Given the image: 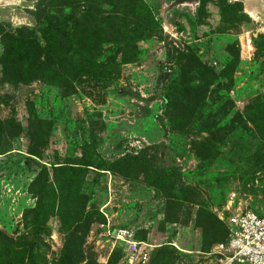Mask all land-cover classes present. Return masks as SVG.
<instances>
[{"label": "rangeland", "instance_id": "1", "mask_svg": "<svg viewBox=\"0 0 264 264\" xmlns=\"http://www.w3.org/2000/svg\"><path fill=\"white\" fill-rule=\"evenodd\" d=\"M245 1L0 2V261L15 247L33 248L45 257L39 264L62 262L59 217L48 223L47 247L27 217L37 205L33 184L44 166L50 180L60 179L58 168L87 158L117 164L79 178L87 211L104 210L154 246L173 244L176 253L162 258L170 264H215L206 254L224 237L219 217L230 195L264 217V118L254 109L264 99V39ZM95 19L101 29H91ZM46 28L60 38L52 53ZM5 40L38 49V76L10 70ZM83 52L102 77L72 78L68 60L82 63ZM23 159L38 165L20 168ZM99 220L85 215L75 233L83 264L112 249L90 240Z\"/></svg>", "mask_w": 264, "mask_h": 264}, {"label": "trees", "instance_id": "2", "mask_svg": "<svg viewBox=\"0 0 264 264\" xmlns=\"http://www.w3.org/2000/svg\"><path fill=\"white\" fill-rule=\"evenodd\" d=\"M200 1H211V0H182L181 3H192V2H200ZM245 1V0H241ZM88 7L91 9V6L88 5ZM94 18L91 21H93ZM97 19H95V22L90 26L91 29H101L103 27V21L100 23L96 22ZM52 29L46 28L45 36L47 38V41L49 42V51L51 53L53 51H56L59 47L58 44H60V38L52 36ZM264 35H261L260 39H264ZM89 42L99 47L102 40L98 38H88ZM77 46V45H76ZM79 47V46H78ZM4 49H5V55L4 57L7 59L8 63L10 64V70H17L18 67L14 65H18L20 68H18V71L23 74V76H27V73H36V76H38L40 72V56L38 49L34 50L32 47L27 46L26 44L18 41H12V40H5L4 43ZM99 50V49H98ZM76 53H82V51H77ZM85 53V58H83L81 61L82 63H74L71 60H68L70 66V74L72 78L77 77H102L104 72L102 67L99 63L93 62L90 56H87L88 52ZM77 56L81 55H73L72 59H76ZM64 66V65H63ZM14 67V69H12ZM234 69L230 72L231 75H233ZM18 76H16L17 78ZM21 78V77H19ZM65 80H62L59 83H64ZM58 83V84H59ZM213 85V82H210V84H207L206 87L209 88ZM204 88L205 87H201ZM207 90V89H206ZM172 100V92L171 95L168 96ZM167 106H172V102L167 101ZM255 106L254 109L257 110V113L255 116H260L264 118V99H256L255 100ZM167 115L171 116L169 114L168 109L164 111ZM2 122H0V125L2 126ZM264 122L261 124V137L264 139ZM18 166L20 168H30L32 165H38L35 161L32 159H23L20 160V162H17ZM71 165L73 163H70ZM79 168H73L72 166H62L58 168L57 171H61L60 179H53L50 180V177L48 176V169L47 167H43V172L41 175L36 179V181L33 184V188L36 190L35 194L37 196V205L35 209L31 210L27 213V217H32V225L34 226V231L40 236L37 238L38 242H41L43 246L47 247L45 243L44 236H49V230H48V223L50 220L58 216L61 222L60 226V233L64 236V248H63V259L62 262L58 264H83L84 258L81 259L83 252L81 251V248L79 245H77V239L75 238V233L78 228H80L81 224L84 222L85 215L88 217L98 216L99 217V223L105 222V218L99 211H87V200L84 197L83 194L80 193L82 183L79 180L86 178L87 168L92 167L94 165H99L100 169L104 171V169L116 171L115 166L117 164H107L106 162H100L96 159H84L81 161H78ZM67 168V169H65ZM106 171V170H105ZM110 174V173H107ZM58 204V205H57ZM120 228H126L119 226ZM127 229V228H126ZM224 237L222 240L217 242L211 249L208 251L207 254H209L213 248L218 245L222 244L227 240L228 237V230L224 224ZM135 238L139 242H146L139 240L135 234ZM174 248V245L171 243H167L166 245H163L157 249H155L150 257V260L148 264H150L152 260V255L154 252L161 251V254L159 258L161 259L160 263L157 264H170L167 262V260H162L163 256H169L172 257L176 251ZM41 249V248H40ZM39 249V251H40ZM49 250V248H48ZM69 251V252H68ZM76 251H80V254H77ZM33 248H26L25 250L18 252L16 251L15 247H11L8 249V253L6 255L7 262L6 264H26V261L28 264H39V259H44V256L37 255L36 257L33 255ZM206 254V255H207ZM125 258V252L124 247L117 246L115 252H113V255L110 257L108 264H118L119 260H124ZM0 264H4L3 261H0ZM88 264V263H85ZM95 264H98L96 261Z\"/></svg>", "mask_w": 264, "mask_h": 264}, {"label": "built area", "instance_id": "3", "mask_svg": "<svg viewBox=\"0 0 264 264\" xmlns=\"http://www.w3.org/2000/svg\"><path fill=\"white\" fill-rule=\"evenodd\" d=\"M251 18L258 27V34L264 35V0H260L256 17ZM235 202L236 194L230 195L227 215L219 217L228 230L227 240L216 245L207 256L214 259L215 264H264V217L243 211L241 207L235 206ZM101 213L105 222L97 224L90 240L95 241L97 246L110 245L112 249L107 248L103 252V247L97 252L98 264H108L117 246L124 247V264H148L152 252L163 246L137 241L134 232L114 225L104 210Z\"/></svg>", "mask_w": 264, "mask_h": 264}, {"label": "bare ground", "instance_id": "4", "mask_svg": "<svg viewBox=\"0 0 264 264\" xmlns=\"http://www.w3.org/2000/svg\"><path fill=\"white\" fill-rule=\"evenodd\" d=\"M2 0H0V2H1ZM251 1H257L258 2V0H246L244 3H245V5H246V13L248 14V15H250V17H256V15H257V13H258V11H257V8H255V7H253L252 5H251ZM259 9H260V6H259Z\"/></svg>", "mask_w": 264, "mask_h": 264}, {"label": "crops", "instance_id": "5", "mask_svg": "<svg viewBox=\"0 0 264 264\" xmlns=\"http://www.w3.org/2000/svg\"><path fill=\"white\" fill-rule=\"evenodd\" d=\"M258 10H259V9H257V11H258ZM250 42H251V41H249V45H248V51H247L248 54H246L247 57L251 55L250 53L254 52V49H253L252 43L250 44ZM215 64H216V63H214V65H215Z\"/></svg>", "mask_w": 264, "mask_h": 264}, {"label": "flooded vegetation", "instance_id": "6", "mask_svg": "<svg viewBox=\"0 0 264 264\" xmlns=\"http://www.w3.org/2000/svg\"><path fill=\"white\" fill-rule=\"evenodd\" d=\"M181 2H182V0H178V3H179V4H177V3H176V4H177V5H183V3H181ZM177 5H176V6H177Z\"/></svg>", "mask_w": 264, "mask_h": 264}, {"label": "water", "instance_id": "7", "mask_svg": "<svg viewBox=\"0 0 264 264\" xmlns=\"http://www.w3.org/2000/svg\"><path fill=\"white\" fill-rule=\"evenodd\" d=\"M260 1V0H259ZM177 2H178V0H177ZM260 4V3H259ZM111 213H112V215H115V211H111Z\"/></svg>", "mask_w": 264, "mask_h": 264}]
</instances>
